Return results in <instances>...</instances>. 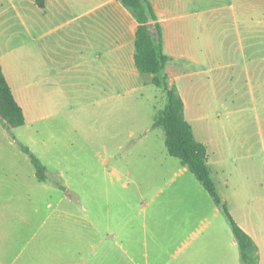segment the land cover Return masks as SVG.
Segmentation results:
<instances>
[{
	"label": "rangeland",
	"instance_id": "374dc122",
	"mask_svg": "<svg viewBox=\"0 0 264 264\" xmlns=\"http://www.w3.org/2000/svg\"><path fill=\"white\" fill-rule=\"evenodd\" d=\"M13 2L22 15L39 18L35 0ZM71 15L63 11L61 20ZM12 23L0 50L10 64L5 72L21 84L26 120L9 132L0 119V264H82L103 253L109 258L102 264H241L225 215L193 173L167 153L163 129L152 127L165 103L163 91L148 83L103 100L83 95V86L46 81L43 88L55 93L39 106V73L57 70L63 51L52 47L56 35L39 37V25L26 17ZM189 95L192 105L195 95ZM218 111L220 118L186 119L207 145L221 195L224 180L231 183L242 165L227 153L228 118ZM19 144L46 167L44 181Z\"/></svg>",
	"mask_w": 264,
	"mask_h": 264
},
{
	"label": "crops",
	"instance_id": "0c3cea01",
	"mask_svg": "<svg viewBox=\"0 0 264 264\" xmlns=\"http://www.w3.org/2000/svg\"><path fill=\"white\" fill-rule=\"evenodd\" d=\"M149 1L161 27L162 50L169 57L165 73L182 98L185 118L188 114L200 122L220 118L219 109L226 111V150L242 172L231 183L224 180L226 192L220 196L255 243L258 264H264V0ZM63 11L73 15L62 21ZM16 17L39 25V37L51 31L56 35L52 47L63 51L57 70L53 66L46 75L39 73V106L55 93L43 88L47 82L80 85L83 95L97 94L103 100L136 93L148 84L134 63L137 21L119 0H44L39 18L19 13L13 0H0V40L11 32ZM5 64L10 66L0 50L2 71L26 120L21 84L5 72ZM190 92L195 95L192 105L186 99ZM146 130L142 127L141 132ZM207 154L210 169L208 148ZM211 167L217 170L216 163ZM108 258L106 253L89 255L82 264H102Z\"/></svg>",
	"mask_w": 264,
	"mask_h": 264
},
{
	"label": "trees",
	"instance_id": "16d2710c",
	"mask_svg": "<svg viewBox=\"0 0 264 264\" xmlns=\"http://www.w3.org/2000/svg\"><path fill=\"white\" fill-rule=\"evenodd\" d=\"M137 21L134 39V63L140 74L147 76L148 83L161 89L165 103L153 117L152 127H161L164 131V144L170 156L179 159L183 167L193 173L208 192L217 208L225 215L239 250L241 264H258L257 247L251 237L244 232L232 218L225 200L217 192L208 166L207 148L198 141L190 122L185 118L183 101L177 88L169 83L165 66L169 57L162 50V31L156 20V14L149 0H119ZM38 7H44V0H35ZM154 23L156 34L147 28ZM0 119L9 132L25 123L21 106L4 76L0 65ZM28 154L39 181L46 179V167L28 146L19 144Z\"/></svg>",
	"mask_w": 264,
	"mask_h": 264
},
{
	"label": "water",
	"instance_id": "95a60500",
	"mask_svg": "<svg viewBox=\"0 0 264 264\" xmlns=\"http://www.w3.org/2000/svg\"><path fill=\"white\" fill-rule=\"evenodd\" d=\"M147 28H148V31L152 34V35H155L156 34V29H155V26H154V23L150 22L147 24Z\"/></svg>",
	"mask_w": 264,
	"mask_h": 264
}]
</instances>
